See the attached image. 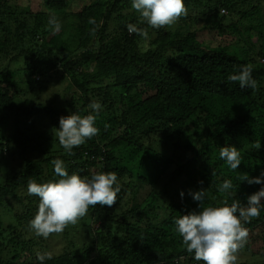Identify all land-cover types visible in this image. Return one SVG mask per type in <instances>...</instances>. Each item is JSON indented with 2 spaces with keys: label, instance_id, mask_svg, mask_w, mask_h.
Wrapping results in <instances>:
<instances>
[{
  "label": "trees",
  "instance_id": "trees-1",
  "mask_svg": "<svg viewBox=\"0 0 264 264\" xmlns=\"http://www.w3.org/2000/svg\"><path fill=\"white\" fill-rule=\"evenodd\" d=\"M190 1L196 10L212 9L211 17L220 23L228 19L221 10L230 15L240 7H252L240 16L244 20L264 4V0ZM70 2L44 0V10H34L14 0H0V54L10 57V62L24 59L26 63L24 70L0 72V152L7 157V148L13 147L24 162L22 171L0 183V241L6 229L15 231L6 243L0 242V264H40L39 249L51 238H61V234L38 237L29 227L38 211L39 197L28 194V182H39L48 172L53 176L42 183L58 181L53 164L56 159L64 162L69 175L82 178L115 172L121 191L114 207H90L76 225L68 226L62 233V252L44 264H203L185 250L175 220L203 207L223 206L225 202L230 206L233 199L246 206L247 198L264 187V183L241 180L245 174L255 178L264 173V31L254 28L262 41L259 55L263 62L252 64L251 37L245 41L248 48L237 43L210 48L199 42L196 31L188 29L184 33L165 32L155 40L154 48L150 44L147 50L136 52V42L142 37L130 35L127 25L148 28L132 10L131 0H88L78 13L68 14ZM50 16L62 24L59 32L54 33L48 25ZM114 21L113 31L121 35L106 44ZM227 27L221 35H235L239 29L237 24ZM75 54L81 61L65 66L77 86L86 89L81 83L86 75L75 74L85 60L95 67L92 79L114 78V84L105 90L112 94V89H120L125 108L115 116L112 111L99 113V134L73 148V155L56 152L41 164L33 159L41 139L36 122L51 117L58 130L59 120L52 108L26 106L29 103L21 99L20 88L25 86L30 93L40 90L44 75L58 68L57 59L69 60ZM249 64L257 90L228 80ZM70 107L81 116L90 114L84 104L79 107L76 102ZM117 129L121 132L118 136ZM155 135L163 137L162 143L181 147L192 156L182 161L153 149L150 144L155 143ZM257 141L261 143L259 150L254 147ZM228 146L241 154L236 170L219 157L220 148ZM225 180H231L233 187L221 192ZM146 188L147 196L138 201L136 196ZM202 189L205 199L199 206L190 193ZM4 212L15 217L5 219ZM244 226L249 237L238 256L249 253L264 264V207L258 218ZM76 233L86 239L84 243L69 242L70 235Z\"/></svg>",
  "mask_w": 264,
  "mask_h": 264
},
{
  "label": "clouds",
  "instance_id": "clouds-1",
  "mask_svg": "<svg viewBox=\"0 0 264 264\" xmlns=\"http://www.w3.org/2000/svg\"><path fill=\"white\" fill-rule=\"evenodd\" d=\"M131 7L140 14L142 23L157 30L173 28L188 15L184 0H131ZM48 25L54 33L62 27L55 16L49 17ZM127 30L130 35L135 33L145 39L149 35L146 28L136 24H128ZM252 71V65H246L239 74L230 75L228 80L238 82L241 88L257 90L258 82L252 77ZM88 107L95 115L73 113L59 119L58 141L68 155L74 154L73 148L99 134L96 120L102 105L93 101ZM254 147L259 150L261 143L255 142ZM219 157L232 170L238 169L242 162L241 154L234 146L220 148ZM53 164L55 174L60 177L58 181L41 184L29 180L27 185L28 194L39 197L38 211L29 222V227L36 236L45 239L62 234L70 225H76L88 214L90 207H114L121 191L115 172H98L91 178H82L77 174L69 175L61 159L54 160ZM241 180H247L249 184L264 183V173L255 178L245 174ZM232 187L231 180H225L219 191L225 192ZM190 194L199 202V206L203 204L205 190ZM180 195L183 198L184 193ZM262 201L264 187L247 198L246 206L233 199L230 206L225 202L223 206L203 207L199 212L181 215L176 219V232L182 238L185 250L194 253L196 261H202L203 264H237L238 255L249 237V230L244 225L260 216L261 208L264 207ZM37 259L40 264H44V261L52 259V254L37 253Z\"/></svg>",
  "mask_w": 264,
  "mask_h": 264
},
{
  "label": "rangeland",
  "instance_id": "rangeland-1",
  "mask_svg": "<svg viewBox=\"0 0 264 264\" xmlns=\"http://www.w3.org/2000/svg\"><path fill=\"white\" fill-rule=\"evenodd\" d=\"M17 3L24 5V6H30L34 10H39V8L44 10L43 1L44 0H14ZM107 1V0H102ZM88 0H71L70 8L68 11L70 13H78L80 9L87 4ZM186 7L188 8V15L186 17H183L179 20V22L170 29H152L147 26L146 23L145 26L149 30L148 37L141 38L136 42V52H142L147 50V48L151 45H153V48L155 47V40L162 34H165V32L169 31H179V32H185L187 29L190 32H197L198 40L201 42L204 46L208 47H217V46H227L232 44H238L240 47H247L248 44H246L245 41L249 40L251 37V42L253 44L252 51L249 53V61L252 63H258L263 62V59L261 58V55H259L260 46H262V41L259 38L258 32L260 29L264 31V4L262 7H260V10L256 13L247 14L244 17V20L241 19V15H243L244 12L251 11L252 7L244 8L240 7L237 10V13H233L227 16V20H225V23H220L215 17H211L212 9L203 8V9H195L194 4L190 5V0H184ZM134 10V9H132ZM141 21V19L139 18ZM67 23V22H64ZM115 21L112 23V26L108 30V34H111V37L107 39L106 44H110L114 41L116 38L119 39V36L121 35L119 33H115L113 31ZM237 24L238 26V32L233 34H228L227 36L221 35V30L226 31L229 30L227 26ZM62 25V24H61ZM210 26V27H209ZM117 27V26H116ZM206 27V28H205ZM63 28V26L61 27ZM254 28H257L258 32L254 30ZM159 33V34H157ZM65 38H69L67 35H65ZM3 40V36L0 31V41ZM92 43V40L88 42L87 45H90ZM69 44L71 45V49L75 48L74 42L70 41ZM77 46V45H76ZM82 57L80 55L75 54L72 56L69 60H63L62 58H58V68H55L51 73L48 75H44L45 78H43V83L41 84V89L33 91L32 93L27 90L25 86H21V99L27 100L29 104L26 106H32L34 104H42L44 107L52 108L56 112V119L59 120L61 116H68L73 113H77L74 110H72V107L70 105L74 106L76 102H78L79 107H81L83 104L87 106V110H89L90 114H95L92 112L91 109H89L88 105L95 101L99 102L102 105V109L99 113L112 111V114L115 116L117 114L124 111V104H126L125 100H122L120 98V89H112V94L109 91H106L105 88L111 84H114V78L113 79H107V80H101L96 81V79H92L91 77L95 73V67L94 65L90 64L88 65L85 63V60L82 61L81 66L78 70L75 71L76 76L82 77L79 75H86L83 77H86V80L81 82L85 84L86 89L81 90L78 86L75 80L71 77V74L66 72V64L71 65V62H77L81 61ZM67 66V67H68ZM26 68V63L24 59H18L17 61L10 62V57L7 55L0 54V72L5 74L7 70H24ZM42 78V77H41ZM40 82V81H38ZM34 90V89H33ZM35 92V93H34ZM108 94H111L110 97H108ZM119 116V115H118ZM55 122L52 120L51 117L48 118H39V121L36 122L35 130L37 133V136H40V140L38 141L39 144V150L38 152L33 155V159L41 161L40 163L43 164V162L49 158L50 156L65 152V150L62 148V146L59 144L57 132L58 130L54 126ZM28 128V127H27ZM25 129L27 136L31 135V132ZM9 129V126H8ZM120 129V127L118 128ZM117 129V130H118ZM24 131V132H25ZM117 135L121 134L120 130L117 131ZM162 138L159 135L154 137L155 143L150 144V146L158 151L167 152L170 157H174L176 159L184 160L186 161L192 156V153L185 152L184 149L181 147L175 148L170 147L164 143H162ZM9 150L8 156L5 157L3 153L0 152V183H3L5 181V178L8 175H13L19 171H22L24 168V162L23 160L18 156V150L11 147L7 148ZM62 150V151H60ZM66 153V152H65ZM48 172V171H47ZM44 178H42L39 182H45L48 177L51 179L53 176L52 172L45 173L43 175ZM37 182V183H39ZM148 189H142L141 192L136 196V199L138 201H142L148 194ZM2 216H5V219H13L14 214H7V212H4L1 214ZM4 227H7L4 225ZM85 230V228L83 229ZM12 232L15 233V231L6 229L5 233H3V236L1 238V243H6L9 238H11ZM73 240L76 243H84L85 238L81 234H75V236L70 235L69 242ZM64 247V241L61 238L53 237L48 241V244L45 245L43 248L39 249L40 253L49 252L54 256L55 254H60L62 252V248ZM6 258L10 260L11 256L6 255ZM6 260V261H8ZM254 264H263V261L260 258H254L249 253L247 254H241L238 256V261H247ZM17 264L18 261L16 262Z\"/></svg>",
  "mask_w": 264,
  "mask_h": 264
},
{
  "label": "built area",
  "instance_id": "built-area-1",
  "mask_svg": "<svg viewBox=\"0 0 264 264\" xmlns=\"http://www.w3.org/2000/svg\"><path fill=\"white\" fill-rule=\"evenodd\" d=\"M221 13L224 15L227 14V12L225 10H221Z\"/></svg>",
  "mask_w": 264,
  "mask_h": 264
}]
</instances>
